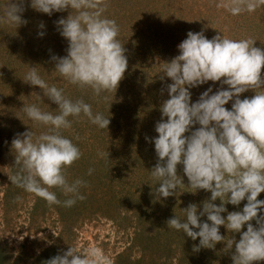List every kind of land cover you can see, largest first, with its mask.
Returning a JSON list of instances; mask_svg holds the SVG:
<instances>
[{
  "label": "rangeland",
  "instance_id": "rangeland-1",
  "mask_svg": "<svg viewBox=\"0 0 264 264\" xmlns=\"http://www.w3.org/2000/svg\"><path fill=\"white\" fill-rule=\"evenodd\" d=\"M218 2L100 0L107 5L104 15L119 25L118 39L124 43L128 60L116 92L100 96L94 95L89 87L71 84L54 71L51 56L64 57L68 47L56 21L67 18L71 9L49 16L33 10L29 0L22 17L28 21L27 25L0 23V264H41L70 246L81 251L99 247L112 264H120V257L121 264H233L231 252L224 249L223 243L196 253L193 245H199V239L193 241L182 230L167 227L166 221L174 215L184 219L176 203L191 201L199 205L211 193L204 190L192 193L183 166L179 165L178 175L186 186L177 189V198L174 195L157 200L153 193L159 181L150 172L157 156L154 143L145 139L158 136L155 125L161 119L159 109L169 99L166 91L161 95V89L172 83L170 79H160L163 62L179 54L177 46L189 31L203 30L208 39L217 34L231 39L250 37L256 41L255 47L264 49V4L253 12L232 15L217 8ZM6 3L7 0H0V6ZM41 22L44 29L39 27ZM41 31L45 33L43 37L39 35ZM30 66H37L42 78L63 89L68 98H82L92 105L94 114L100 112L110 118L108 129H100L83 115L69 117L71 129L62 130L82 152L81 158L67 169L68 180L79 178L87 184L80 188L86 199L78 200L72 207L62 203L49 205L45 199L11 184L9 179L17 171L12 140L31 129L36 135L47 131L46 126L27 117L22 111L24 104L35 103L49 112L58 109L38 86L23 81ZM210 87L216 91L221 82L209 81L191 88L192 101L196 102ZM254 95L250 89L241 99ZM225 107L231 110L232 102ZM90 168L94 171L88 175ZM49 190L62 202L69 198L59 188ZM258 199L264 200V193ZM246 202L226 207L230 212L239 211ZM260 214L264 215V211ZM223 215L226 218L227 213ZM252 223L255 226V221ZM243 230L246 231V226ZM220 232L229 239L232 235L240 238L224 226Z\"/></svg>",
  "mask_w": 264,
  "mask_h": 264
},
{
  "label": "clouds",
  "instance_id": "clouds-1",
  "mask_svg": "<svg viewBox=\"0 0 264 264\" xmlns=\"http://www.w3.org/2000/svg\"><path fill=\"white\" fill-rule=\"evenodd\" d=\"M261 4L264 0H219L216 7L239 15L255 11ZM28 6L29 0H7L0 6V23L27 25L22 17ZM30 7L49 16L71 9L67 18L56 21L68 47L64 57L51 56L55 72L71 84L91 88L96 96L116 92L128 60L124 43L118 39L119 25L104 15L106 4L100 0H30ZM39 27L44 29V23ZM39 35L43 37L45 33L41 31ZM255 43L250 37L231 39L217 34L208 39L203 30L189 31L177 46L179 54L163 62L160 79L167 78L172 83L161 89V95L166 91L169 99L159 109L162 115L155 125L158 136L145 137L154 143L157 156L150 171L152 178L159 181L153 193L157 200L174 196L177 189L186 186L178 175L179 165L183 166L192 193H211L201 204L191 203L181 209L183 220L177 215L169 218L167 227L182 230L193 241L199 239V245H193L196 253L223 243L224 249L231 252L233 264L264 261V215L260 214L264 200L258 199L264 193V49L255 47ZM23 81L38 86L58 109L49 112L35 103L24 104L22 111L27 117L46 126L47 131L36 135L31 129L12 140L17 171L9 179L11 184L45 199L49 205L62 203L72 207L78 200L86 199L80 188L87 184L79 178L68 180L67 169L81 158L82 152L62 130L71 129L69 117L83 115L100 129H108L110 118L100 112L94 114L92 105L82 98H68L63 89L42 78L37 66L29 67ZM209 81L221 82V87L216 91L208 88L193 102L190 89ZM250 89L255 95L241 99ZM229 102L231 110L225 107ZM93 171L90 168L88 175ZM51 188H59L69 198L62 202ZM245 200L242 210L228 211L226 205L238 207ZM221 226L240 238H226L220 232ZM43 264L112 262L99 247L81 251L70 246Z\"/></svg>",
  "mask_w": 264,
  "mask_h": 264
},
{
  "label": "trees",
  "instance_id": "trees-1",
  "mask_svg": "<svg viewBox=\"0 0 264 264\" xmlns=\"http://www.w3.org/2000/svg\"><path fill=\"white\" fill-rule=\"evenodd\" d=\"M175 198H177V194L175 195ZM192 202L191 201H188L187 203H176V209H178V210H181V209H183V204L186 206L185 208H187V206L189 205V204H191ZM174 206V205H173ZM174 210H175V206H174V208H173ZM176 242V241H175ZM183 257H181V259H182ZM124 260H125V262H126V258H123ZM118 263H123L122 262V259H121V257H120V259H119V261H118ZM37 264H39V263H37ZM41 264H43V262H41Z\"/></svg>",
  "mask_w": 264,
  "mask_h": 264
}]
</instances>
